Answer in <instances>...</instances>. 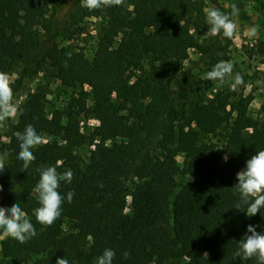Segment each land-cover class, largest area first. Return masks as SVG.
<instances>
[{
  "label": "trees",
  "instance_id": "obj_1",
  "mask_svg": "<svg viewBox=\"0 0 264 264\" xmlns=\"http://www.w3.org/2000/svg\"><path fill=\"white\" fill-rule=\"evenodd\" d=\"M238 1L264 14V0ZM75 2L80 18L101 20L90 60L52 42L42 0H0V71L21 67L33 75L48 64L62 86L88 87L65 112L48 114L39 91L20 102L22 115L0 145V153H9L0 173V207L18 203L37 235L23 244L6 237L1 255L33 264L57 258L96 264L107 248L115 252L113 264H256L233 255L248 225L264 232V209L248 217L234 208L237 172L264 150V129L247 116L251 96L225 89L185 115L171 87L189 51L208 53L204 44L217 36L209 34L202 0H125L92 11ZM81 117L97 125L82 132ZM29 124L44 142L32 149L36 159L25 170L14 133ZM209 135L221 143L206 140ZM85 145L86 158L78 152ZM48 166L73 172L58 191L75 195L55 223L43 226L33 215L39 206L34 187L37 168ZM180 172L191 181L178 185Z\"/></svg>",
  "mask_w": 264,
  "mask_h": 264
},
{
  "label": "rangeland",
  "instance_id": "obj_2",
  "mask_svg": "<svg viewBox=\"0 0 264 264\" xmlns=\"http://www.w3.org/2000/svg\"><path fill=\"white\" fill-rule=\"evenodd\" d=\"M42 1L46 17L50 22L49 36L52 37V42H55L58 47L80 52L90 60L95 51L101 20L80 18L75 0ZM202 3L204 9L214 7L225 13H230L231 6L236 5L239 8V15L234 19L238 28L231 38H225L222 34L210 37L204 44V46L209 47L208 53L200 54L197 51H189L188 59L183 63L179 74L171 82L172 89L176 91V108L185 110V115H187L192 104L212 98L225 89L234 91L231 87L230 78L226 79L224 83L204 79V74L210 71L217 62H231L234 65L233 73H240L244 81L243 85L235 91L251 96V100L248 102L247 116L259 128L264 129V14L258 12L250 2L202 0ZM253 27L257 29L254 36L249 35V31ZM200 38H206V35L202 34ZM199 43L203 44L204 42L201 40ZM9 74L13 77L19 76V79L14 78L12 83L14 102L20 103L28 95L39 91L44 96L48 114L57 109L65 112L68 109V104L73 98L78 97L80 91H88L86 86H62L55 77L56 70L48 64H42L33 75L25 74L21 71V67ZM151 120V118L144 119L143 122L149 124ZM16 122L17 117H14L0 126V145L8 142L11 127ZM95 125H97V121L93 118L81 117L82 132H89ZM205 139L217 144L221 143L218 135H209ZM89 150L90 146L85 145L80 147L78 152L86 158ZM176 160L179 167L182 168L183 155L178 154ZM176 181L178 185H181L189 183L191 179L180 172L176 176ZM123 187L127 194L126 187ZM127 201L126 211L129 212V197ZM0 236H2V232H0ZM5 238H0V241ZM0 264H33V260L6 258L0 252ZM166 264L186 263L185 260H168Z\"/></svg>",
  "mask_w": 264,
  "mask_h": 264
},
{
  "label": "clouds",
  "instance_id": "obj_3",
  "mask_svg": "<svg viewBox=\"0 0 264 264\" xmlns=\"http://www.w3.org/2000/svg\"><path fill=\"white\" fill-rule=\"evenodd\" d=\"M124 2L125 0H81V7L92 11L102 7L122 6ZM204 12L210 35L222 34L225 38L235 35L238 25L234 18L239 15V8L236 5L231 6L230 13L214 7L205 8ZM256 32L257 29L253 27L249 35L254 36ZM67 55L70 59L71 54ZM233 69L234 65L231 62L219 61L204 74V79L224 83L230 78L232 89L238 90L244 81L240 73H233ZM14 78L19 79V76L13 77L9 73L0 71V126H3L8 119L22 115L20 103L14 102L12 88ZM14 135L19 146L17 159L22 161L23 169L27 170L36 159L32 149L40 146L44 138L31 124L26 125L22 132H15ZM8 155V152L0 153V173L6 168L5 161ZM222 159L226 162L228 154L226 153ZM37 172H39V180L34 187V193L39 206L34 209L33 215L40 225L51 226L61 216L65 200L68 203L73 200L74 192L69 191L66 196H62L58 191L61 182L71 183L73 172L69 169L59 173L55 166L37 168ZM236 180L237 183L233 188L234 194L239 195V202L234 208L244 212L248 217L261 213V209H264V150L256 151L246 161L245 167L237 172ZM2 190L0 185V191ZM255 228L256 226L253 225L247 226L246 234L238 241V247L233 255L242 261L255 258L256 264H264V232L258 233ZM0 232H2L0 238H12L22 244L37 235L28 214L18 203H14L10 208L0 207ZM129 255L128 252L123 253L124 258ZM114 257V250L106 248L97 257L96 264H113ZM55 264H69V261L66 258H57Z\"/></svg>",
  "mask_w": 264,
  "mask_h": 264
}]
</instances>
